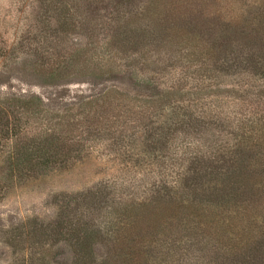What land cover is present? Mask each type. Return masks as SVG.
<instances>
[{"label":"rangeland","instance_id":"rangeland-1","mask_svg":"<svg viewBox=\"0 0 264 264\" xmlns=\"http://www.w3.org/2000/svg\"><path fill=\"white\" fill-rule=\"evenodd\" d=\"M262 3L0 0V109L19 118L15 134L0 130V264L79 263L74 236L54 232L60 223L77 231L86 218L104 235L81 262L123 264L128 259L115 256L110 236L135 224L130 207L159 187L164 194L165 183L176 185L171 182L184 166L188 181L204 180L210 193L219 192L217 172L238 170L252 157L235 155L230 146L242 138V124L251 140H259L253 156H263L235 178L259 185L263 206L264 78L245 67L249 53L228 28L264 13ZM196 7L223 18L211 32L202 20L185 25ZM205 47L208 52L198 55ZM145 59L152 62L147 68ZM227 59L242 64L224 71ZM190 116L198 121L180 124ZM140 117L148 129L136 122ZM62 121L77 123L65 135L71 144L79 134L80 154L57 165L37 164L38 135ZM216 145H223L221 156ZM200 154H216L222 168L197 160ZM194 167L203 168L204 178H195ZM141 227L135 231L143 233L138 240L145 249L136 264H196V253L203 255L208 245L199 236L181 248L183 242L162 233L154 238L156 227L147 228L150 237Z\"/></svg>","mask_w":264,"mask_h":264},{"label":"trees","instance_id":"trees-1","mask_svg":"<svg viewBox=\"0 0 264 264\" xmlns=\"http://www.w3.org/2000/svg\"><path fill=\"white\" fill-rule=\"evenodd\" d=\"M196 1L203 2L204 0ZM262 7L264 8V3H262ZM196 9V11L188 10L189 16H187L185 25H190L196 19L202 20L200 22H203V24L211 25L207 29L211 32L213 26L218 25V20L223 18L219 11H214L210 7L206 13L200 8L196 7ZM254 13L256 14H253L251 18H247L248 21L243 23L238 20V22L228 24V28L235 35L233 37L237 45L249 53V57L245 61L243 60L245 67L247 64L254 69V75L264 78V13H261V15L257 11ZM211 14L215 15V19L211 18ZM187 45L192 54L194 44L190 41ZM205 48H197V54H206L208 48ZM227 60L230 62L229 59ZM228 62H224V71L237 70L239 64H242V60L234 64L232 62L229 64ZM151 63L147 59L141 62L145 67ZM64 73L67 75V72ZM17 119L19 118H8L6 111L0 109V130L3 129L8 136L15 134V131L19 129V123H16ZM141 121H144L143 117L138 118L136 122L142 124V130L148 129L147 122ZM181 121L180 124H189L190 122L194 124L198 121V118L190 116L188 120L181 119ZM139 124H135V127L139 126ZM68 125L64 121L57 122L53 126L56 131L49 129V131L43 132L45 134L38 135L39 140H42V142L35 145L37 148L35 147L36 149L33 150V153L36 152L37 158H40L37 164L57 165L70 158V156L80 154L81 147L79 146L81 143L79 141L80 137H78L79 134L76 135L77 138L75 136L70 137L71 142H73L71 144H68L65 135L67 133L70 136L71 126L75 128L77 123L72 122L69 128ZM240 129L242 138L231 143V149L235 150V155L245 153L249 156L252 155V157H249L246 164L241 165L238 170L234 165L231 166L232 168L229 167L227 172H224L226 173L225 176H221L224 174L222 171L217 172L223 184L220 189H217L219 192L210 193L208 190L211 189L203 185L206 183L204 180L188 181L189 169L184 166L180 174L175 177V181L171 182L176 185L165 183L163 189L166 187V192L164 194L160 193L159 187V189L154 190L156 193L152 190V193L150 192L144 200L130 207L129 210L135 224H129L130 228L125 226V230L122 231L117 232L116 230L115 233H117L110 236L111 240H113L115 256L128 259L124 260L123 264H131L132 262L136 264L139 253L144 252L145 248L142 246L144 240H138L143 233L135 231L136 228L141 226L146 230L151 226L152 228L156 227L157 229L153 233L154 238H156L157 234L162 233L166 240L183 242L181 248H185L189 239L197 240L199 236L205 237L208 245L203 255L196 253L198 257V259L196 257V264H264V218H261L264 217V213L260 214L259 211L261 207L264 209V204L261 206L262 198L256 194L262 195V188L249 181L240 183L235 178L236 175L248 173L251 166L255 167L254 165H257L255 160L259 157L262 158L263 153L259 151L257 154L259 157L253 156L255 154L253 150L256 144L259 145V140H251L250 134L252 132L250 133L243 124ZM149 137H153V134H150ZM222 148L223 145H216L214 150L218 152ZM63 153L64 155L60 158ZM217 154L221 156L223 150ZM199 159H203L211 166L222 168V165L218 163L219 157L216 154L214 156L209 154V157L205 156V154H200L197 156V160ZM259 167L260 165L257 169ZM203 171L202 167L198 171L196 167L192 168L193 175H196L195 178L198 179L204 178L206 175ZM255 174L256 172L253 175ZM128 219L130 220L129 217ZM95 226L96 224H93L90 218H86L82 222V227H79L77 231H71L64 223H60L57 226L58 228L55 230L54 235L74 236L80 261L74 264H87L86 262H81V257L88 256V253L91 255L90 245L97 236L104 235L102 229H94ZM146 232L149 233L148 237H150L149 230ZM210 232L213 235H208ZM42 235L46 241V232H43ZM134 241L137 244H132Z\"/></svg>","mask_w":264,"mask_h":264}]
</instances>
